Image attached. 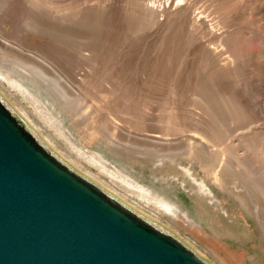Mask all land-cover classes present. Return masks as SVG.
Here are the masks:
<instances>
[{
	"label": "rangeland",
	"instance_id": "rangeland-1",
	"mask_svg": "<svg viewBox=\"0 0 264 264\" xmlns=\"http://www.w3.org/2000/svg\"><path fill=\"white\" fill-rule=\"evenodd\" d=\"M0 100L206 263L264 264V0H0Z\"/></svg>",
	"mask_w": 264,
	"mask_h": 264
},
{
	"label": "water",
	"instance_id": "water-1",
	"mask_svg": "<svg viewBox=\"0 0 264 264\" xmlns=\"http://www.w3.org/2000/svg\"><path fill=\"white\" fill-rule=\"evenodd\" d=\"M0 264H208L54 157L0 100Z\"/></svg>",
	"mask_w": 264,
	"mask_h": 264
}]
</instances>
